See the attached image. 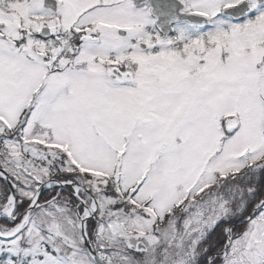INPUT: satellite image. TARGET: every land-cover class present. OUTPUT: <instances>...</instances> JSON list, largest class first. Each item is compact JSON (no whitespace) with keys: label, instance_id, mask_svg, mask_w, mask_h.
Returning a JSON list of instances; mask_svg holds the SVG:
<instances>
[{"label":"snow or ice","instance_id":"1","mask_svg":"<svg viewBox=\"0 0 264 264\" xmlns=\"http://www.w3.org/2000/svg\"><path fill=\"white\" fill-rule=\"evenodd\" d=\"M0 264H264V0H0Z\"/></svg>","mask_w":264,"mask_h":264}]
</instances>
